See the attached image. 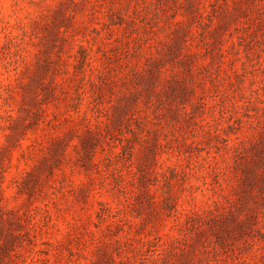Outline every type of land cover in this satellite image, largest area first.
Here are the masks:
<instances>
[{"label":"clouds","instance_id":"obj_1","mask_svg":"<svg viewBox=\"0 0 264 264\" xmlns=\"http://www.w3.org/2000/svg\"><path fill=\"white\" fill-rule=\"evenodd\" d=\"M213 2L202 0L196 22L191 25V33L197 37L203 26L209 24V4ZM182 3L183 0H176L174 7H164L157 0H117L113 10L119 9L125 20L133 21L135 31L129 29L121 36L122 30H113L116 34L112 39H106L107 32L101 31L109 7L107 0H32L31 4L20 5L22 11L18 14L27 35L20 39V33L13 31L12 36L17 39L7 52L0 54V129H3L0 146H6L8 126L21 115L23 90L32 82L37 58H46L53 68L43 76L41 87L33 89L28 98L36 107L24 104L37 118L35 123L31 115L24 119L25 131L10 148L4 179L0 181V224L7 227L11 223L13 235L27 234L33 245L22 241L0 264H97L100 249L110 257L111 264H159L170 244L187 239L182 230L186 219L235 211L233 205L239 197L231 173L232 149L264 133V75L261 74L264 53L249 65L242 48L232 49V46L240 34L237 29L248 28L252 21L259 23L258 17L264 19V0H248L246 4L242 0H227V13L240 7L246 15L237 16L227 28V42L219 49L221 59L215 65L209 57L199 60L194 72L207 68L211 75L197 76L188 100L171 106L176 113L175 121L167 120L169 106L160 105L153 95L141 99L130 114V121L142 122V130L129 122L126 130L121 128L119 133H114L117 139L113 140L107 137L105 129L114 97L100 107L92 104L90 87L98 84V77L105 70L102 53L117 46L113 41L120 37L118 46L127 45L126 55L120 61L124 70L118 74L123 77L129 69L143 63L142 58L131 55L137 41L143 43L148 54L174 27L188 23L190 17L185 15ZM3 7L7 13L9 4ZM58 11L68 23L59 27L57 42L49 49L43 43L45 28ZM153 13L158 16L157 24L144 35L145 25L141 21L145 17L151 19ZM216 26L213 17L204 33L205 39ZM93 29L99 32L98 36H94ZM228 33L232 34L231 39L227 38ZM5 43L7 40L0 36V47ZM81 46L88 50V55L82 73L76 77L81 83L82 102L73 111L71 80L74 58ZM253 65L259 71L244 78L240 92L228 88L233 73L241 74L244 69L252 72ZM48 88L53 89V95L46 100L44 89ZM225 97L227 100L221 105ZM197 102L204 106L203 114L194 116L192 108ZM245 109L247 116L243 114ZM236 119L242 122L240 130L225 135L229 124L234 125ZM86 130L103 137V151L96 148L87 169L79 163L80 137ZM152 133L158 136L157 149L149 168V181L143 189L146 202L141 209L137 206L141 191L139 159L142 146ZM133 137L130 153L121 158L122 149ZM216 137L226 141L227 151ZM58 140L65 141L64 150L53 158L48 149ZM218 148L221 150L217 151ZM32 173L37 179L31 193L22 192V179ZM213 175L218 177L215 184ZM82 189L86 198L78 200ZM249 197L238 220L244 221L251 213L256 222L251 238H245L246 245L241 242L236 246L247 247V251L213 260L209 247L208 264H264V239L256 236L257 232L264 234V197L256 189ZM16 225H20L19 230H15ZM45 242L44 250L48 254L42 256L39 252Z\"/></svg>","mask_w":264,"mask_h":264},{"label":"rangeland","instance_id":"obj_2","mask_svg":"<svg viewBox=\"0 0 264 264\" xmlns=\"http://www.w3.org/2000/svg\"><path fill=\"white\" fill-rule=\"evenodd\" d=\"M32 0H0V36L7 40V43L0 47V54L7 52L10 46L13 45L17 37L12 36L13 31L20 33V39L27 35L23 31V21L19 16L21 4H31ZM109 3L108 10L105 14V22L101 27V31L107 32L106 39H112L116 34L113 30H122L121 36L129 29L135 31L134 22L125 20L119 9L113 10L117 0H107ZM9 4L7 13L3 5ZM202 0H183L180 5L183 8L185 15L190 17L187 24H178L172 29L163 41L151 47L148 54H145L143 43L136 42V47L132 50L131 55L136 59H143V63L129 69L123 77L118 74L124 69L121 66V58L126 55L124 48L125 44L120 47V37L113 41L114 47L103 52L104 67L103 74L98 77V84L90 87V96L92 104L100 107L105 103H110L111 98L114 97V103L109 110V124L105 129V134L110 139H117L114 133H119L121 128L125 130L129 122L135 124L138 129L142 130V122L139 120L130 121V114H133L137 103L141 99L147 100L153 95L160 105L167 104L169 106L166 118L168 121L176 120V113L171 110L172 105L182 104L192 95V84L197 76L207 78L211 72L207 68H201L194 72L199 60L206 57L211 58L213 64L221 59L219 56V49L222 48L225 40L227 28L234 22L237 16H245L246 12L237 7L233 13H227L225 5L227 0H215L209 4L211 9L209 16V24L203 26L199 36L191 33V25L196 22L197 13ZM242 3H248V0H242ZM157 4L167 7L169 5L175 6L176 0H157ZM103 7V4H101ZM217 20V26L212 32L208 33L205 39V31L211 25L212 18ZM259 23L252 21L248 28L237 29L240 33L237 36V42L232 46V49L237 47L242 48L245 61L251 65L252 60H259L260 54L264 53V19H259ZM158 16L153 13L151 19L145 17L141 23L145 25L143 34L148 35L153 27L156 26ZM68 22L63 18L62 12H56L51 20V24L45 28V36L43 43L49 49L57 42L58 29ZM255 25L252 31L249 28ZM94 36H98L99 32L96 29L92 30ZM153 35H155L153 33ZM232 34L228 33L227 38L231 39ZM259 36V39H258ZM230 49V51H232ZM97 51H101L98 49ZM234 55L239 53L233 52ZM88 50L80 47L77 51L76 63L73 65V78L71 80V100L70 107L73 111L78 109L82 102L80 97L81 83L76 80L80 75L86 63ZM231 62L228 68L231 69ZM244 67L243 65L241 66ZM253 71L249 72L244 69L243 73H233L228 83V88L233 89L234 93L241 90L243 80L248 75H255L259 69L253 65ZM53 65L44 57H38L35 64V70L32 76L31 84L23 90L22 106L20 109L21 115L18 119L12 121L8 126L9 135L5 137L6 146H0V181H3V173L6 170L4 165L9 160V150L13 147L17 139L25 131L24 119L29 115L33 117V123L37 118L36 113L30 111V107H25L24 104H30L31 107H36L28 98L31 96L33 89L41 87V80L43 76L50 70ZM264 75V73H261ZM159 89V92H156ZM45 99H49L53 95V89H44ZM68 96V93H65ZM227 97L221 100V105L225 103ZM204 106L197 102L193 105L192 113L194 116L203 114ZM254 111L256 109H253ZM247 116V109L244 113ZM56 117L54 116L53 119ZM11 119V118H9ZM231 120V117L228 118ZM187 123V122H186ZM242 127L240 119L234 121V125L229 124L225 130V135L235 134ZM3 131V129H0ZM103 137L98 132L85 131L80 137L79 163L87 169L89 161L94 155L97 147H101ZM217 142L227 151L226 141L221 137H216ZM135 141H129L122 149V157L126 158L130 153L132 144ZM158 136L155 133L151 134V138L147 139L143 146L141 157L139 159V178L140 196L137 199V206L143 209L146 202V193L143 191L145 185L149 181V168L152 164V157L157 149ZM65 141H54L51 143L48 151L51 157H58L64 150ZM221 149L218 148L217 151ZM101 151L103 148L101 147ZM232 164L231 173L232 178L236 181L238 200L233 208L235 211L229 210L227 212H219L217 214H207L204 216L189 217L183 225L187 239L170 244L168 249L162 254L159 264H208L207 249H212V259L215 260L217 256L235 255L237 251L241 254L247 251V247L237 248L238 244L246 245V237L251 238L252 227L256 222L254 214H249L244 221L238 220V214L246 207L249 200V193L256 189L261 197H264V133L258 137L248 141H242L240 145L232 149ZM107 166V165H106ZM171 171V170H170ZM174 174V173H173ZM37 175L35 173L29 174L26 179H22L20 190L31 193L32 187L35 184ZM213 184L218 182L216 175L212 176ZM86 198V191L80 190L77 199L84 200ZM168 208V204H165ZM20 225H16L15 230H19ZM14 229L12 224L8 223L7 227L0 224V260L8 256V253L22 241H27L29 245H33V241L28 239L27 234L23 237L13 235ZM256 236L264 239V234L257 232ZM47 247L45 242L44 248L41 249L39 255L46 256L48 253L44 249ZM231 258V257H229ZM47 264V262H44ZM97 264H111L110 257L107 253L100 249L97 251ZM155 264V262H154Z\"/></svg>","mask_w":264,"mask_h":264}]
</instances>
